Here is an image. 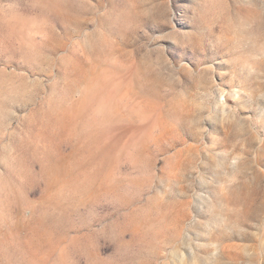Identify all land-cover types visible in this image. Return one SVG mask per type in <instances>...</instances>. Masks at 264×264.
<instances>
[{
	"label": "rangeland",
	"instance_id": "obj_1",
	"mask_svg": "<svg viewBox=\"0 0 264 264\" xmlns=\"http://www.w3.org/2000/svg\"><path fill=\"white\" fill-rule=\"evenodd\" d=\"M0 264H264V0H0Z\"/></svg>",
	"mask_w": 264,
	"mask_h": 264
}]
</instances>
